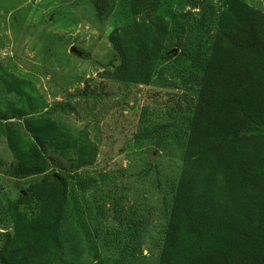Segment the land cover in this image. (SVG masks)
<instances>
[{"label": "rangeland", "instance_id": "obj_1", "mask_svg": "<svg viewBox=\"0 0 264 264\" xmlns=\"http://www.w3.org/2000/svg\"><path fill=\"white\" fill-rule=\"evenodd\" d=\"M113 1L112 13L100 17L92 0H0L3 71L36 87L46 103L36 117L60 121L97 151L80 170L44 151L46 172L69 186L67 210L77 209L54 264H158L172 202L167 195L183 161L201 79L179 54L187 48L208 55L223 9L220 0H162L157 14L168 26L165 48L173 55L149 86H140L104 75L118 64L111 32L132 22L127 0ZM241 1L264 13V0ZM2 87L0 80V98L14 100ZM17 168L0 137V264L7 263L5 243L13 235L10 204L46 175L17 177Z\"/></svg>", "mask_w": 264, "mask_h": 264}, {"label": "trees", "instance_id": "obj_2", "mask_svg": "<svg viewBox=\"0 0 264 264\" xmlns=\"http://www.w3.org/2000/svg\"><path fill=\"white\" fill-rule=\"evenodd\" d=\"M161 1L127 0L132 22L109 36L118 64L104 71L107 79L149 86L159 64L171 58L170 32L157 14ZM220 1L208 55L187 48L179 54L201 79L183 161L167 195L172 202L158 264H264V132L254 133L264 128V13L241 0ZM92 3L100 17L114 9L113 0ZM0 80L4 94L15 98H0V137L18 162L15 175L46 174L10 204L6 264H54L77 209L67 210L69 186L46 172L44 151L75 170L91 166L97 151L60 121L36 117L46 103L32 83L1 65Z\"/></svg>", "mask_w": 264, "mask_h": 264}, {"label": "water", "instance_id": "obj_3", "mask_svg": "<svg viewBox=\"0 0 264 264\" xmlns=\"http://www.w3.org/2000/svg\"><path fill=\"white\" fill-rule=\"evenodd\" d=\"M72 52H76L74 48L71 49Z\"/></svg>", "mask_w": 264, "mask_h": 264}]
</instances>
